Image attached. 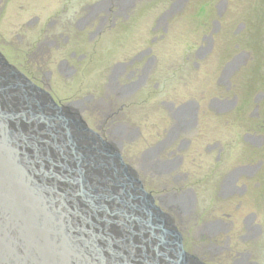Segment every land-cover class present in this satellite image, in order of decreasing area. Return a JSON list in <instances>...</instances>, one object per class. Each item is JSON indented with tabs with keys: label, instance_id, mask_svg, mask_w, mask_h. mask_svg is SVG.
Segmentation results:
<instances>
[{
	"label": "flooded vegetation",
	"instance_id": "obj_1",
	"mask_svg": "<svg viewBox=\"0 0 264 264\" xmlns=\"http://www.w3.org/2000/svg\"><path fill=\"white\" fill-rule=\"evenodd\" d=\"M244 2L166 0L157 6L151 43L138 46L132 23L154 10L153 0H60L43 23L39 16L28 20L29 34L19 37L24 62L16 68L53 98L59 77L90 87L95 56L105 53L99 84L81 88L70 103L76 113L98 118L101 134L117 137L124 151V140L142 136L131 124L135 109L162 93L155 43L165 41L175 15L192 25H182V36L187 28L196 37L183 41L182 79L192 67L211 86L157 101L166 117L143 140L136 164L144 180L162 185L150 191L180 218L185 248L194 228L192 252L206 264H261L264 254V14L251 17ZM203 168L207 181L199 176ZM169 203L182 206L180 215Z\"/></svg>",
	"mask_w": 264,
	"mask_h": 264
},
{
	"label": "water",
	"instance_id": "obj_2",
	"mask_svg": "<svg viewBox=\"0 0 264 264\" xmlns=\"http://www.w3.org/2000/svg\"><path fill=\"white\" fill-rule=\"evenodd\" d=\"M0 264H204L119 148L1 51Z\"/></svg>",
	"mask_w": 264,
	"mask_h": 264
},
{
	"label": "rangeland",
	"instance_id": "obj_3",
	"mask_svg": "<svg viewBox=\"0 0 264 264\" xmlns=\"http://www.w3.org/2000/svg\"><path fill=\"white\" fill-rule=\"evenodd\" d=\"M60 0H0V49L5 53L7 59L13 64L15 67H19L21 63L24 62V55H21L20 50L22 49V45L20 42L19 37L25 35L26 33L29 34V31H26L27 27L25 26V23L32 19L33 17H41V23L46 21L55 11H57L61 4H59ZM201 2H210L213 0H197ZM242 4L240 3V6L242 7H248L250 9V15L253 17V15H256L258 13L264 14V4L261 5L262 0H250L246 1ZM166 2V0H153L154 3V10L146 11L145 13L142 12V16H140L141 13H139L135 20L132 22V32L136 33V42L138 46L142 45L144 41H146L148 44L151 43V29L152 26L155 24V21L157 19V16L161 14V11H158L157 6L159 4H163ZM196 15H204V13H195ZM251 21V20H249ZM170 31L168 32L167 38L165 41H161L160 43H155L154 47L155 49L159 50L156 51V53L159 54L162 60V66L164 67V71L161 74V77L159 79L160 82V88L159 92L161 95H156L157 98L154 100V104H148L147 102H140L137 109H135L136 114H134V117H131V124L133 126H138L139 131L141 132L142 136H139L133 140H124L126 142L124 145V151L120 150V153L123 157V160L125 163L130 165L132 168H134L137 172V159L136 157H139L141 152L139 151L140 148L145 147L144 145V139L152 137V133L156 130H161L162 120L165 119L166 115L163 110L158 109L157 101L164 98L165 96H168L170 98L182 96L185 94L200 92L201 94L206 93L207 90H209L211 86V81H209L208 78L201 75V72L199 73L196 69H193L192 67L187 68V72L185 75V78L182 79V48L185 46L183 45V41H186L187 44L191 43L196 39L195 35L189 34V30L187 28L185 31H187L186 35L182 36V29H184L185 25L192 26L190 23H182V15H175L173 19L170 20ZM42 25V24H40ZM183 25V26H182ZM40 27V26H39ZM149 33L146 35V33ZM261 45L264 43V38L261 39ZM10 43V44H9ZM20 47V48H19ZM90 49V47H89ZM168 49V54L166 53V50ZM91 52V51H90ZM91 56L94 54H90ZM102 51L98 52L95 56V66H91L90 72L88 77H90V87L86 86L88 84H80V81H67L63 83L65 80L61 79L59 77L58 84L55 87V101L57 104L63 106L68 105L72 107V104L70 103L71 97H73L75 94H77L80 89L84 88V91L87 89H94L95 85H98L100 82L99 79V69L103 70L102 66L98 64V62L103 58ZM98 57V58H97ZM191 72H188V71ZM55 82V83H56ZM97 88V87H96ZM142 95V94H141ZM164 96V97H162ZM144 94L140 97V101L144 99ZM153 108H152V107ZM73 109V107H72ZM80 117L83 118V120L86 122L88 128L92 129L96 133H98L102 139L112 143L114 146H117V141L119 140L117 137H106L101 134L99 129L97 128L99 123L98 118H94L88 114H79ZM144 171V170H143ZM146 172V171H144ZM207 174V169L205 168L199 170V176L204 178L205 181ZM139 178L143 182V185L145 189L151 193L150 189H160L162 185L160 184H154L151 180L145 179L140 176V173H138ZM148 178V177H147ZM153 196V194L151 193ZM154 197V196H153ZM155 199V198H154ZM156 202V200H155ZM204 200L200 198V203L204 204ZM157 203V202H156ZM158 204V203H157ZM200 204V205H201ZM159 205V204H158ZM170 207L173 208L176 212H178V215H180V210L182 206L179 205L176 206L172 203H169ZM165 211V210H164ZM166 212V211H165ZM170 215V214H169ZM174 220V219H173ZM180 220L179 217L176 216L174 222L177 225L178 221ZM177 222V223H176ZM180 222V221H179ZM181 224V225H180ZM178 228L180 232L182 233V223H178ZM186 231H190L189 229H186ZM192 235H189V240H187L186 243V250L196 256L192 250L195 248V232L194 228L191 229ZM185 247V245H184ZM200 260V259H199ZM261 264H264V254L262 257L259 258ZM201 261V260H200ZM202 262V261H201ZM204 263V262H202ZM226 263V262H224ZM206 264V263H204Z\"/></svg>",
	"mask_w": 264,
	"mask_h": 264
},
{
	"label": "bare ground",
	"instance_id": "obj_4",
	"mask_svg": "<svg viewBox=\"0 0 264 264\" xmlns=\"http://www.w3.org/2000/svg\"><path fill=\"white\" fill-rule=\"evenodd\" d=\"M75 112V111H74ZM116 147V146H115ZM167 213V212H166ZM171 217V216H170ZM173 219V218H172Z\"/></svg>",
	"mask_w": 264,
	"mask_h": 264
}]
</instances>
